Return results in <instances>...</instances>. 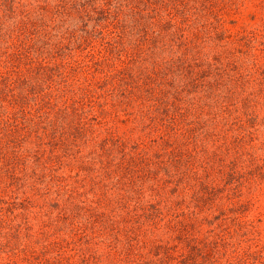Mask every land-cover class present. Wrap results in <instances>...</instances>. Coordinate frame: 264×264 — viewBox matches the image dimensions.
Masks as SVG:
<instances>
[{"label": "rangeland", "instance_id": "374dc122", "mask_svg": "<svg viewBox=\"0 0 264 264\" xmlns=\"http://www.w3.org/2000/svg\"><path fill=\"white\" fill-rule=\"evenodd\" d=\"M54 2L57 0H0L1 31L10 36L14 23L22 24L28 13L40 15L41 7ZM197 2L198 22L206 23L203 33L207 32L210 39L188 52L200 50L207 59L200 62L197 56L192 57L206 70L199 86L205 85L197 90V95L205 97L195 98L200 106L206 105L195 110L202 111L203 121L197 122L196 128L184 123L183 117L178 119L184 121L171 125L164 116L157 120L153 115H143L150 111H144V102H136L139 87L129 80L122 82L124 66L118 62L111 68L105 88L111 94L115 91L119 100L128 96L132 100L115 103L108 111V124L118 127L120 134L133 126L143 133L145 126H150L142 143L148 144L151 137L156 141L167 137L172 152L162 150L159 159L149 161L150 168L149 162L130 165L141 183L128 175L119 178L111 173L108 178L104 163H88L93 154L81 159L80 153L84 156L90 151V139L76 156L73 152L78 163L69 166L65 160L58 171L39 170L31 175L32 162L28 171V166L12 171L11 162L9 172L0 173V264H264V97L253 111L229 106L222 109L216 103L224 96L230 104L236 92L240 97V89L252 92L254 87L245 88V77L260 80L264 75V0ZM80 24L78 20L76 25ZM218 31L221 34L216 36ZM255 34L260 38L249 46L245 38ZM168 53L166 50L165 55ZM215 59L219 70L214 69ZM66 63L59 61L53 72L55 80L60 77L58 73H64ZM173 68L176 71L177 66ZM230 73L242 75L235 79L228 77ZM127 85L132 86L130 94L124 90ZM190 128L195 129L194 140L183 145L181 135ZM169 134H174L172 140ZM170 153L177 163L167 172L158 163L164 159L168 162ZM221 163L233 167L232 172L222 169L219 173ZM193 174L197 180L205 177L217 185L204 205L192 188ZM189 176H193L188 183L191 187L187 186ZM75 179L78 184H73ZM105 192L115 195L113 202L96 210L91 209L92 204L88 207L91 214L83 215L87 216L82 219L84 226L68 224L65 237L63 231L58 233L57 225L62 228L75 220L74 212H79L69 203L71 196L78 203L84 200L88 204L104 198ZM64 214H70L67 221H63Z\"/></svg>", "mask_w": 264, "mask_h": 264}, {"label": "trees", "instance_id": "16d2710c", "mask_svg": "<svg viewBox=\"0 0 264 264\" xmlns=\"http://www.w3.org/2000/svg\"><path fill=\"white\" fill-rule=\"evenodd\" d=\"M190 1L57 0L52 5L47 4L46 8L41 7L40 15L39 12L28 13L22 24L14 23L15 30L10 36L1 31L0 21V173L6 175L11 162L12 171H22L26 166L28 171V163L32 162L31 175L39 170H57L65 160V165H73L78 163L73 152L76 156L75 152L86 147L85 140L90 139V151L84 156L80 153L81 159L93 154L88 163L94 160L96 164L104 163L108 178L111 173L119 178L128 175L131 180L141 183L135 169H129L130 165L159 159L162 150L163 153L172 152L170 139L161 137L156 141L151 137L145 144L141 139L149 132L150 126H145L143 133L133 126L126 129V135L120 134L118 127L109 125L110 108L120 101H131L132 96L119 100L115 91L112 90L111 94L105 88V80L111 68L119 62L124 66L122 82L129 80V83L132 81L138 85L136 102H144V111H150L143 115H153L152 118L157 120L164 116L171 125L176 120L184 121L178 119L183 117L184 123L190 127L194 124L197 128V122L203 118L202 111L195 110L206 105L200 106L195 98L205 97L197 95V90L205 85L199 86L206 70L197 66L192 57L197 56L200 62L207 59L200 50L197 53L188 51L204 46L210 37L207 32L203 33L206 23L198 22L201 15L197 0ZM78 20L80 25H76ZM216 34L218 36L221 31ZM247 36L245 42L249 46L260 38L259 34ZM166 50H169L167 55ZM78 51L83 53L81 57L76 55ZM59 61H66L67 66L55 80L53 72ZM214 61V69L219 70L218 60ZM175 66L176 71H173ZM207 67V70L211 69V64ZM215 74L225 75L221 72ZM227 75L238 79L242 74ZM245 78V88L254 87L252 92L240 89L239 98L236 92L229 104L224 96L219 97L217 105L222 109L240 107L244 111H253L259 106L258 101L264 97V75L260 80ZM131 87L127 85L124 89L127 94L131 93ZM109 101L112 103L108 107ZM194 131L190 128L185 136L181 135L183 145L186 140H194ZM173 135L169 134L171 140ZM164 145L168 146L164 148ZM169 157L168 162L164 159L158 163L167 172L170 165L177 163L172 153ZM148 164L150 168V162ZM221 164L219 173L222 169L232 172L233 167ZM193 176L187 178V184ZM204 179L195 177L192 185L203 205L217 186L213 180L211 183ZM1 180L0 176V183ZM79 180L75 179L73 184H78ZM187 186L191 187L190 184ZM101 197L104 198L85 204L84 200L78 203L71 196L69 203L79 212H74L75 220H70L62 228L57 225L58 233L63 231L65 237L68 224L84 226L86 222L82 219L87 218L83 217L84 213L91 214L88 207L95 204L91 209L96 210L109 205L115 195L105 192ZM69 217L70 214H64L63 221Z\"/></svg>", "mask_w": 264, "mask_h": 264}]
</instances>
